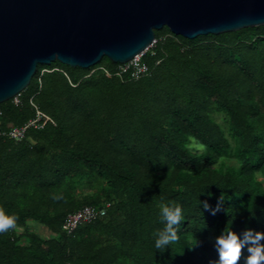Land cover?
<instances>
[{
	"label": "trees",
	"instance_id": "obj_1",
	"mask_svg": "<svg viewBox=\"0 0 264 264\" xmlns=\"http://www.w3.org/2000/svg\"><path fill=\"white\" fill-rule=\"evenodd\" d=\"M154 35L146 76L106 57L89 68L55 61L37 66L18 103L0 104V208L18 218L0 234V264H209L224 230L264 232V25ZM37 113L40 128L6 135ZM221 196L217 215L204 210ZM164 204L183 220L161 253ZM84 207L105 213L65 233Z\"/></svg>",
	"mask_w": 264,
	"mask_h": 264
},
{
	"label": "water",
	"instance_id": "obj_2",
	"mask_svg": "<svg viewBox=\"0 0 264 264\" xmlns=\"http://www.w3.org/2000/svg\"><path fill=\"white\" fill-rule=\"evenodd\" d=\"M264 25V0H0V104L38 65L125 64L166 27L194 39Z\"/></svg>",
	"mask_w": 264,
	"mask_h": 264
},
{
	"label": "clouds",
	"instance_id": "obj_3",
	"mask_svg": "<svg viewBox=\"0 0 264 264\" xmlns=\"http://www.w3.org/2000/svg\"><path fill=\"white\" fill-rule=\"evenodd\" d=\"M53 199H59L54 196ZM203 208L210 215L215 216L222 209L223 197L221 196L215 208H212L207 201H203ZM160 214L165 227L160 231L155 240V248L163 253L171 244L178 242V226L183 220V210L181 206L161 205ZM17 217L8 216L3 208H0V234L7 233L17 228ZM264 232L245 230L242 234L235 233L231 229L224 230L214 240V248L218 255V260L210 261L209 264H240L244 249H247L249 255L245 258L244 264H264ZM199 246L197 241L193 249Z\"/></svg>",
	"mask_w": 264,
	"mask_h": 264
},
{
	"label": "built area",
	"instance_id": "obj_4",
	"mask_svg": "<svg viewBox=\"0 0 264 264\" xmlns=\"http://www.w3.org/2000/svg\"><path fill=\"white\" fill-rule=\"evenodd\" d=\"M155 41L151 43L149 48L145 50L140 55L132 58L130 61H128L125 64H122L120 66V70L122 72L129 71L131 74V78L136 80L138 78H141L143 76H146L149 73L148 67L141 62L142 55L148 51ZM14 103H18L17 96L13 98ZM40 116L37 113L35 118L29 120L26 124H24L22 127L19 128H12L6 135L16 141H20L28 128H40ZM105 213V210H99L96 211L90 207H84L81 210L70 214L67 216L62 229L65 233L69 234L71 233L78 224L84 223V222H90L92 219H94L97 216H103Z\"/></svg>",
	"mask_w": 264,
	"mask_h": 264
},
{
	"label": "rangeland",
	"instance_id": "obj_5",
	"mask_svg": "<svg viewBox=\"0 0 264 264\" xmlns=\"http://www.w3.org/2000/svg\"><path fill=\"white\" fill-rule=\"evenodd\" d=\"M215 119H216V121L218 123H220L223 126V128H226V122H225L223 116H221V115L215 116ZM191 146L196 147L197 149H200V147L195 145L194 143ZM222 161H223L225 166H235V165H237V162L234 159H222ZM257 179L260 180L262 182L263 186H264V179L260 175H257ZM28 226L30 228H33V229L35 228V230L37 229L35 227L34 223H32V222H29Z\"/></svg>",
	"mask_w": 264,
	"mask_h": 264
},
{
	"label": "bare ground",
	"instance_id": "obj_6",
	"mask_svg": "<svg viewBox=\"0 0 264 264\" xmlns=\"http://www.w3.org/2000/svg\"><path fill=\"white\" fill-rule=\"evenodd\" d=\"M141 53H143V52H141ZM141 53H139V54L135 55L134 57H136V56L140 55Z\"/></svg>",
	"mask_w": 264,
	"mask_h": 264
}]
</instances>
